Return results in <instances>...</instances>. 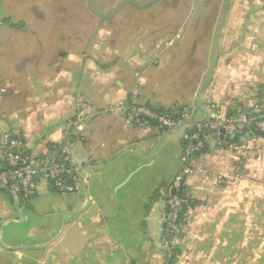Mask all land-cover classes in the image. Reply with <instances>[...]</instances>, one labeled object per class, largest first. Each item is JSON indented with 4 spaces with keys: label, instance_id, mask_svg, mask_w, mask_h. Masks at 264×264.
<instances>
[{
    "label": "crops",
    "instance_id": "crops-1",
    "mask_svg": "<svg viewBox=\"0 0 264 264\" xmlns=\"http://www.w3.org/2000/svg\"><path fill=\"white\" fill-rule=\"evenodd\" d=\"M225 2L0 0V167L6 134L82 167L74 192L40 178L22 202L0 186V264H264V133L193 156L169 248L156 188L182 128L126 113L263 108L264 0Z\"/></svg>",
    "mask_w": 264,
    "mask_h": 264
},
{
    "label": "built area",
    "instance_id": "built-area-1",
    "mask_svg": "<svg viewBox=\"0 0 264 264\" xmlns=\"http://www.w3.org/2000/svg\"><path fill=\"white\" fill-rule=\"evenodd\" d=\"M258 91L264 95V83ZM117 107L120 108L119 105ZM126 113L153 121L163 130L172 129L191 118L184 110L159 112L142 104L132 107ZM181 128L179 168L167 185L156 188L157 195L167 196L165 202L168 204V211L163 213L162 219L165 225L163 243L169 248L178 243L183 231L180 216L189 203L184 193L185 177L192 170L193 156L208 147L239 149L240 144L235 136L264 131V108H256L252 113L236 111L222 115L219 108L210 103L202 120L187 123ZM5 139L9 143L3 149L4 164L0 167V186L8 189L17 200L24 202L35 195L40 178H45L49 186L59 192H74L79 189L82 167L70 164L66 149L52 146L46 157L35 158L28 153L20 137L6 134Z\"/></svg>",
    "mask_w": 264,
    "mask_h": 264
},
{
    "label": "water",
    "instance_id": "water-1",
    "mask_svg": "<svg viewBox=\"0 0 264 264\" xmlns=\"http://www.w3.org/2000/svg\"><path fill=\"white\" fill-rule=\"evenodd\" d=\"M227 2H228V0H226V2H225V5H224V8H225V9H226V6H227ZM220 23H222V19L220 20ZM212 66H213V63H212V65H211V67H210V70H209L208 76H209L210 73H211ZM205 115H206V112L204 111L202 117H200V118H198V119H193V118L187 119L186 121H183L181 124L177 125V126L174 127V128H178V127H180V126H183V125H185L186 123L200 121V120H202V119L205 117ZM174 128H172V129H174ZM164 200H165V201L167 200V196L164 197ZM165 204H166V205H165V212H167V211H168V204H167V202H165Z\"/></svg>",
    "mask_w": 264,
    "mask_h": 264
},
{
    "label": "trees",
    "instance_id": "trees-1",
    "mask_svg": "<svg viewBox=\"0 0 264 264\" xmlns=\"http://www.w3.org/2000/svg\"><path fill=\"white\" fill-rule=\"evenodd\" d=\"M152 108H154L155 110H158L159 112H167V111H165V110H163V109H161V108H156V107H152ZM263 108H264V106H263ZM255 133H260V131H259V132H255ZM261 133H264V131L261 132ZM51 147H52V145L49 146V148H51ZM188 205L192 206V205H193V202H192V201H189ZM185 211H186V208L183 210V213H182L181 216H180V219H181L182 221H183V219H184V217H185Z\"/></svg>",
    "mask_w": 264,
    "mask_h": 264
},
{
    "label": "rangeland",
    "instance_id": "rangeland-1",
    "mask_svg": "<svg viewBox=\"0 0 264 264\" xmlns=\"http://www.w3.org/2000/svg\"><path fill=\"white\" fill-rule=\"evenodd\" d=\"M180 165V164H179ZM30 199V198H29ZM29 199H27L26 201H29Z\"/></svg>",
    "mask_w": 264,
    "mask_h": 264
},
{
    "label": "flooded vegetation",
    "instance_id": "flooded-vegetation-1",
    "mask_svg": "<svg viewBox=\"0 0 264 264\" xmlns=\"http://www.w3.org/2000/svg\"><path fill=\"white\" fill-rule=\"evenodd\" d=\"M163 197H165V196H163ZM165 201V200H164Z\"/></svg>",
    "mask_w": 264,
    "mask_h": 264
}]
</instances>
